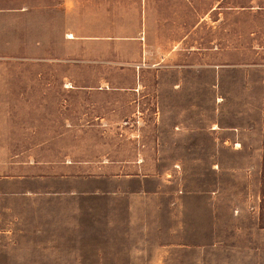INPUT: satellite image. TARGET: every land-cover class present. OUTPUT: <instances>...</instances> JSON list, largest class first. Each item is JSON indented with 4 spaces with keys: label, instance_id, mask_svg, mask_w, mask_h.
Here are the masks:
<instances>
[{
    "label": "rangeland",
    "instance_id": "obj_1",
    "mask_svg": "<svg viewBox=\"0 0 264 264\" xmlns=\"http://www.w3.org/2000/svg\"><path fill=\"white\" fill-rule=\"evenodd\" d=\"M0 192V264H264V0H0Z\"/></svg>",
    "mask_w": 264,
    "mask_h": 264
},
{
    "label": "crops",
    "instance_id": "obj_2",
    "mask_svg": "<svg viewBox=\"0 0 264 264\" xmlns=\"http://www.w3.org/2000/svg\"><path fill=\"white\" fill-rule=\"evenodd\" d=\"M0 194H2L1 192H0ZM25 195V192H22L21 194H18V193H12V195ZM37 194V193H36ZM60 195H77V194H79V193H76V192H62V193H59ZM59 194H53V195H56V196H58ZM78 196V195H77Z\"/></svg>",
    "mask_w": 264,
    "mask_h": 264
},
{
    "label": "trees",
    "instance_id": "obj_3",
    "mask_svg": "<svg viewBox=\"0 0 264 264\" xmlns=\"http://www.w3.org/2000/svg\"><path fill=\"white\" fill-rule=\"evenodd\" d=\"M71 192H74V191H71ZM80 194V193H79Z\"/></svg>",
    "mask_w": 264,
    "mask_h": 264
}]
</instances>
